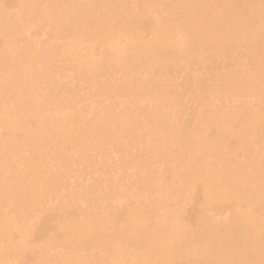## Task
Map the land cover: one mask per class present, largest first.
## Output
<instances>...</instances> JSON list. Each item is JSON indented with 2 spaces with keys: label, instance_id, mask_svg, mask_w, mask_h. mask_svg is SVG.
I'll return each mask as SVG.
<instances>
[{
  "label": "bare ground",
  "instance_id": "obj_1",
  "mask_svg": "<svg viewBox=\"0 0 264 264\" xmlns=\"http://www.w3.org/2000/svg\"><path fill=\"white\" fill-rule=\"evenodd\" d=\"M0 264H264V0H0Z\"/></svg>",
  "mask_w": 264,
  "mask_h": 264
}]
</instances>
